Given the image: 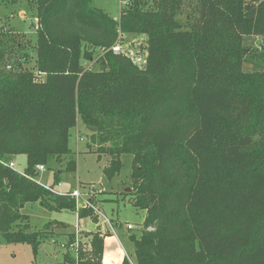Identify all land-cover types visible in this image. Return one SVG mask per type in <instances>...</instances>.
<instances>
[{
  "label": "trees",
  "instance_id": "16d2710c",
  "mask_svg": "<svg viewBox=\"0 0 264 264\" xmlns=\"http://www.w3.org/2000/svg\"><path fill=\"white\" fill-rule=\"evenodd\" d=\"M19 5L36 17L34 69L9 61L23 49L21 35L7 39L0 26L3 241L29 243L36 255L48 235L51 222L29 230L25 202L74 209L53 186L76 170L69 137L79 121L98 156L109 157L107 178L131 155L128 194L144 216L130 239L134 259L121 264H264V70L242 69L244 36H264V0H124L118 19L91 0ZM134 34L147 37L141 68L110 49ZM97 51L99 68L85 67ZM19 154L22 172L8 166ZM61 160L49 186L33 176ZM105 235L84 236L78 264H103ZM64 260L74 261L63 253L44 264Z\"/></svg>",
  "mask_w": 264,
  "mask_h": 264
},
{
  "label": "rangeland",
  "instance_id": "374dc122",
  "mask_svg": "<svg viewBox=\"0 0 264 264\" xmlns=\"http://www.w3.org/2000/svg\"><path fill=\"white\" fill-rule=\"evenodd\" d=\"M0 0V26L9 35H21L19 40L23 43V49L9 61H14V66L18 69H34L33 43L35 40V30L31 25L30 19L35 23V15L30 16L29 12L22 5L20 0ZM124 0H91L93 6L106 11L112 18L119 16L120 6ZM25 11V12H24ZM26 13V14H25ZM18 33V34H17ZM11 41V40H9ZM121 49L134 60L137 64H144L147 49V37L140 34L126 35L119 38ZM243 47L246 51L242 69L245 72H255L264 70V36L246 35L243 38ZM98 51L92 54V61L81 60L85 67L98 69L96 62ZM143 63V64H142ZM5 64V63H4ZM5 66V65H4ZM10 65H7L9 68ZM90 130L79 122L70 131L69 147L74 153L76 160V170L74 172H64L60 184L54 185L56 191L67 192L76 187H89L94 193L92 202L95 207L111 219L112 227L118 239L113 233L104 237V251L108 264H121V260L127 256L134 259V246L130 240L132 236L141 235V223L143 211L134 208L130 202L131 192V155L121 154V168L117 174L107 178L103 173V167L107 165L108 156L96 152L97 146L91 142ZM76 137L79 138L76 141ZM77 142V143H76ZM14 169L22 172L26 166V159L23 154L14 156ZM65 160L52 163L50 166L44 164V170L34 168L33 176L38 182L45 186L52 184L53 171L65 169ZM75 202V201H74ZM53 205V202H52ZM75 208V205H74ZM88 213L84 218H80V234L86 236L98 230L97 215L92 210L82 208ZM20 211L27 215L29 230L40 231L46 223L51 222L47 236L37 249L36 255L33 254L32 246L26 242L7 243L0 237V264H38L59 263L62 260L61 244L67 239V232L75 230L76 211L74 209H48L39 202H25ZM119 220L122 225H116ZM56 221H62L65 227ZM23 222V221H22ZM125 222H130L134 226L129 231L124 226ZM99 224L103 225L102 219ZM108 229H110L108 227ZM67 232H64V231ZM110 231V230H109ZM103 235V234H102ZM129 236V237H128ZM85 240V238H84ZM83 240V241H84ZM83 246H85L83 244Z\"/></svg>",
  "mask_w": 264,
  "mask_h": 264
},
{
  "label": "built area",
  "instance_id": "2783aa9c",
  "mask_svg": "<svg viewBox=\"0 0 264 264\" xmlns=\"http://www.w3.org/2000/svg\"><path fill=\"white\" fill-rule=\"evenodd\" d=\"M120 37H118V39L113 43V45L111 46V50L116 53V54H123L127 57H129L120 47V43H118ZM131 59V61L136 64L139 68L143 67V65L145 64V61L143 65H141V63L137 64L134 60H132L131 57H129ZM79 138L76 137V141ZM77 143V142H76ZM8 166L11 168H14V161H10L8 162ZM36 168L40 171L44 170V167L42 165H37ZM60 184V183H59ZM45 186V185H44ZM47 187V186H45ZM89 187H76V188H72L70 191L68 192H60L57 191L60 194H65V195H69L71 197L74 198L75 201V208L74 210L76 211V222H75V230L72 232L73 233V241L68 243L67 241H64L61 244L62 247V254L63 253H68L73 259V262H69L68 260H64L62 264H78V259H79V251L78 248L79 246L82 244V249H86V244H84L85 246H83L84 243V236H81L80 234V217H79V212L82 208H87L92 210V212H94L97 215V225H98V231L100 232V234H104L105 232L109 231L111 233H113L115 235V237L118 239V236L115 233V230L112 227V222L111 219H109L107 217L106 214H104L102 211H100L99 209H97L94 205V203L92 202V194L94 193V191H92L91 189H89ZM102 219L103 225L99 224V219ZM126 229L130 230L133 228V225L130 223H126L125 224ZM108 227L110 229H108ZM107 228V229H106ZM84 240V241H83ZM127 257V256H125ZM129 259V257H127ZM130 260V259H129Z\"/></svg>",
  "mask_w": 264,
  "mask_h": 264
},
{
  "label": "crops",
  "instance_id": "0c3cea01",
  "mask_svg": "<svg viewBox=\"0 0 264 264\" xmlns=\"http://www.w3.org/2000/svg\"><path fill=\"white\" fill-rule=\"evenodd\" d=\"M118 19V18H117ZM14 161V160H13ZM14 165H15V163H14ZM143 216H144V212H143ZM142 220H143V218H142ZM116 225H122L121 224V222L119 221V220H116ZM126 223H130V222H125L124 224H126ZM130 224H132V223H130ZM133 225V224H132ZM125 226V225H124ZM134 226V225H133ZM126 227V226H125ZM107 229V228H106ZM129 231V230H128ZM64 232H67L66 230L64 231ZM68 233V232H67ZM106 233V235L107 234H110V231H107V232H105ZM129 237V236H128ZM102 263L103 264H108L107 263V260H106V254H105V251H104V248H103V254H102ZM121 263V262H120Z\"/></svg>",
  "mask_w": 264,
  "mask_h": 264
},
{
  "label": "water",
  "instance_id": "95a60500",
  "mask_svg": "<svg viewBox=\"0 0 264 264\" xmlns=\"http://www.w3.org/2000/svg\"><path fill=\"white\" fill-rule=\"evenodd\" d=\"M8 59H11V56H9Z\"/></svg>",
  "mask_w": 264,
  "mask_h": 264
}]
</instances>
